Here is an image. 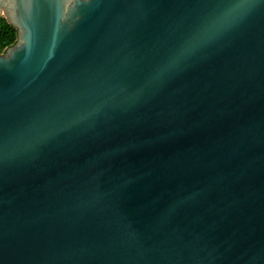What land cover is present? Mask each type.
<instances>
[{
  "label": "water",
  "instance_id": "1",
  "mask_svg": "<svg viewBox=\"0 0 264 264\" xmlns=\"http://www.w3.org/2000/svg\"><path fill=\"white\" fill-rule=\"evenodd\" d=\"M0 264H264V0H0Z\"/></svg>",
  "mask_w": 264,
  "mask_h": 264
},
{
  "label": "trees",
  "instance_id": "2",
  "mask_svg": "<svg viewBox=\"0 0 264 264\" xmlns=\"http://www.w3.org/2000/svg\"><path fill=\"white\" fill-rule=\"evenodd\" d=\"M17 29L11 26L7 20L0 18V54L17 42Z\"/></svg>",
  "mask_w": 264,
  "mask_h": 264
},
{
  "label": "rangeland",
  "instance_id": "3",
  "mask_svg": "<svg viewBox=\"0 0 264 264\" xmlns=\"http://www.w3.org/2000/svg\"><path fill=\"white\" fill-rule=\"evenodd\" d=\"M0 18H4L5 20H7V19H6V17H5L4 15H3V16H1Z\"/></svg>",
  "mask_w": 264,
  "mask_h": 264
}]
</instances>
